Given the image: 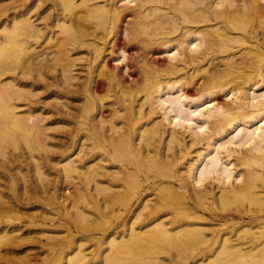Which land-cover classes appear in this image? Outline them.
Returning a JSON list of instances; mask_svg holds the SVG:
<instances>
[{"label": "bare ground", "instance_id": "bare-ground-1", "mask_svg": "<svg viewBox=\"0 0 264 264\" xmlns=\"http://www.w3.org/2000/svg\"><path fill=\"white\" fill-rule=\"evenodd\" d=\"M62 1L70 22L58 23L47 42L57 61L77 69L74 93L84 109L75 135L116 168L104 178L95 171L92 186L107 184L103 197L112 213L125 205L130 217L143 216L131 228L136 240L121 237L117 253L173 245L191 255L172 264H219L221 250L235 249L264 264V92L256 93L264 87V0ZM126 47L135 49L126 57L136 75L130 82L110 67ZM167 48L176 50L161 65L153 54ZM176 88L170 104L161 103Z\"/></svg>", "mask_w": 264, "mask_h": 264}, {"label": "rangeland", "instance_id": "rangeland-1", "mask_svg": "<svg viewBox=\"0 0 264 264\" xmlns=\"http://www.w3.org/2000/svg\"><path fill=\"white\" fill-rule=\"evenodd\" d=\"M135 2L119 0L118 5ZM64 8L62 0H0V53H3L0 55V86L3 88L0 90H9V94L0 93V264H75L73 260L79 253L82 258L78 256L80 260L76 264H172L189 257L191 251H177L173 245L169 246L170 250L160 251L152 245V250L141 248L117 253L116 243L121 237H130L128 241L134 238L132 243L136 240L131 228L138 229L143 216L130 217L125 205L120 209L115 206L114 212L122 210L112 213L107 210V200L103 197L107 184L101 186L103 183H100L101 190L92 186L95 171L98 173L95 177L104 178L106 170L116 168L107 167L105 160L92 156L90 141L75 135L76 121L82 117L84 109L82 99H76L74 93L76 83L72 75L77 69H69L64 60L57 61L51 43L47 42L49 38L54 41L60 28L58 23L64 19L70 22L69 16L62 18V12L68 14V9ZM128 19L127 16L121 22L123 29ZM251 25L256 26L261 36L259 21L254 20ZM123 29L121 34L125 35ZM47 30V36L42 38ZM29 46H34L36 52L27 59ZM128 47L115 52L110 67L122 71L124 80L130 82L136 75L133 67L126 65V57L135 49ZM170 48L155 52L153 57L164 64L175 53L176 49ZM72 57L73 53L69 59ZM82 60L84 62L85 58ZM78 81L80 86H85L84 76ZM263 92L264 87L256 93ZM177 94V88L164 94L161 103L169 105V99ZM206 105L209 106L205 103L198 108ZM192 124L196 128V123ZM95 161L99 162L97 168L90 166ZM208 235L209 238L211 235ZM232 238L238 241L236 235ZM223 250L221 253L225 254L218 253L219 260L216 255L219 264L263 262L258 255L239 256L235 249ZM70 256L75 258L69 260ZM220 257L226 260L221 261Z\"/></svg>", "mask_w": 264, "mask_h": 264}]
</instances>
